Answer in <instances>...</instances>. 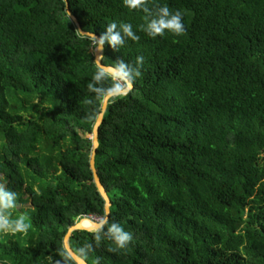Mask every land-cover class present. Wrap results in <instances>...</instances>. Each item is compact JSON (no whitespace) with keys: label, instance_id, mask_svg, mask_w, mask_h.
I'll return each mask as SVG.
<instances>
[{"label":"trees","instance_id":"obj_1","mask_svg":"<svg viewBox=\"0 0 264 264\" xmlns=\"http://www.w3.org/2000/svg\"><path fill=\"white\" fill-rule=\"evenodd\" d=\"M155 2L183 13L182 35L148 37L122 0H69L84 30L115 20L140 36L105 43L102 64L144 57L132 91L109 100L96 156L107 220L133 240L111 250L104 225L71 247L88 264H264V0ZM95 50L66 0H0V182L30 224L0 238V264H77L70 228L105 217Z\"/></svg>","mask_w":264,"mask_h":264},{"label":"clouds","instance_id":"obj_2","mask_svg":"<svg viewBox=\"0 0 264 264\" xmlns=\"http://www.w3.org/2000/svg\"><path fill=\"white\" fill-rule=\"evenodd\" d=\"M122 5L129 9L143 13L144 23L137 26L148 37L156 38L171 33L180 36L185 31L183 13L180 10H170L167 4H160L155 0H122ZM81 36L88 35L92 46L102 50L107 43L114 50H119L128 40L138 41L140 36L129 22H117L113 20L105 25L99 37L93 33L80 32ZM102 57V55H100ZM100 57L95 60V71L87 82V90L93 94L94 99L103 97H121L132 91L137 78L141 77L143 56H137L134 62L117 59L112 65H104ZM91 102V101H89ZM17 206V193L0 182V234L26 233L30 227L26 214L13 216V210ZM103 234L115 244V249H124L133 240L131 232L126 231L118 222L109 223L105 219L101 225ZM96 240L101 239V234L96 235ZM91 250L90 244H85L78 249L80 255H86ZM59 264V262H57Z\"/></svg>","mask_w":264,"mask_h":264},{"label":"water","instance_id":"obj_3","mask_svg":"<svg viewBox=\"0 0 264 264\" xmlns=\"http://www.w3.org/2000/svg\"><path fill=\"white\" fill-rule=\"evenodd\" d=\"M68 3V12L70 14V16L72 17V19L76 22L80 32H85L87 34L93 33L94 32H90V31H86L83 29L78 17L73 13V11L70 8V3L69 0H66ZM95 36L99 37V35L94 34ZM86 37H89L88 35H84ZM103 50H95V57L96 59L98 57H100V55L103 54ZM102 57H100V62H101ZM102 63V62H101ZM112 99L111 97H105L103 99L102 102V106H101V111L97 120V123L95 125V129L92 135V140H93V152H92V156H91V167L94 173V179L95 182L98 186V190L100 192V194L102 195L103 199L105 200V217L103 219H94L91 218L93 223L95 224L94 228L92 229H85L81 226L82 220L87 219V218H83L81 221H79V223H77L76 225H74L73 227L70 228L66 239H65V249L68 252V254L70 255V257L77 263V264H88L87 261L82 258L81 256H79L78 254L75 253V251L72 249L70 241H71V237L73 235L74 232L76 231H89V232H97L98 230H100L102 227V223L105 219H108L109 213H110V206H111V201L110 198L108 196V193L103 185V183L101 182V179L99 177L98 174V168H97V161H96V156H97V152H98V148H99V129L100 126L103 123V119H104V115L105 112L107 110L108 104H109V100Z\"/></svg>","mask_w":264,"mask_h":264},{"label":"bare ground","instance_id":"obj_4","mask_svg":"<svg viewBox=\"0 0 264 264\" xmlns=\"http://www.w3.org/2000/svg\"><path fill=\"white\" fill-rule=\"evenodd\" d=\"M81 226L85 229H92L94 228L95 224L93 223L91 218H87L82 220Z\"/></svg>","mask_w":264,"mask_h":264},{"label":"rangeland","instance_id":"obj_5","mask_svg":"<svg viewBox=\"0 0 264 264\" xmlns=\"http://www.w3.org/2000/svg\"><path fill=\"white\" fill-rule=\"evenodd\" d=\"M95 52V51H94ZM264 163V153L261 155V164H263ZM95 219V218H94ZM23 235H20V233H17V234H15V235H11V234H0V238H2V236H9V237H15V238H20L21 236H25L26 235V233H22Z\"/></svg>","mask_w":264,"mask_h":264},{"label":"built area","instance_id":"obj_6","mask_svg":"<svg viewBox=\"0 0 264 264\" xmlns=\"http://www.w3.org/2000/svg\"><path fill=\"white\" fill-rule=\"evenodd\" d=\"M95 219H100V218H95Z\"/></svg>","mask_w":264,"mask_h":264}]
</instances>
